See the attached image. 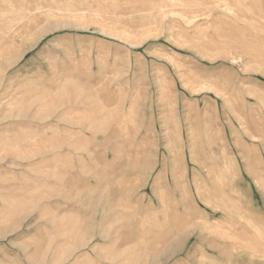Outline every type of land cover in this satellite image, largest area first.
<instances>
[{
    "label": "rangeland",
    "instance_id": "374dc122",
    "mask_svg": "<svg viewBox=\"0 0 264 264\" xmlns=\"http://www.w3.org/2000/svg\"><path fill=\"white\" fill-rule=\"evenodd\" d=\"M0 264H264V0H0Z\"/></svg>",
    "mask_w": 264,
    "mask_h": 264
}]
</instances>
